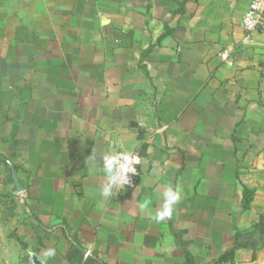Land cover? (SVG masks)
I'll return each instance as SVG.
<instances>
[{
  "label": "crops",
  "instance_id": "crops-1",
  "mask_svg": "<svg viewBox=\"0 0 264 264\" xmlns=\"http://www.w3.org/2000/svg\"><path fill=\"white\" fill-rule=\"evenodd\" d=\"M249 1L0 0V264H264ZM118 150L139 178L104 197Z\"/></svg>",
  "mask_w": 264,
  "mask_h": 264
},
{
  "label": "clouds",
  "instance_id": "clouds-1",
  "mask_svg": "<svg viewBox=\"0 0 264 264\" xmlns=\"http://www.w3.org/2000/svg\"><path fill=\"white\" fill-rule=\"evenodd\" d=\"M94 159V157H90ZM131 159L129 155H105L103 157V168L107 175V184L103 186L102 195L108 197L112 194L114 187H123L128 183L127 173L135 170L130 167ZM181 193L178 189L174 190L171 187L163 194L162 208L156 212L150 219L157 223L163 222L166 219H171L173 215V207L180 201ZM150 201L146 198L140 203V208L145 209L149 206ZM54 251L49 250L45 253V257H51Z\"/></svg>",
  "mask_w": 264,
  "mask_h": 264
},
{
  "label": "built area",
  "instance_id": "built-area-1",
  "mask_svg": "<svg viewBox=\"0 0 264 264\" xmlns=\"http://www.w3.org/2000/svg\"><path fill=\"white\" fill-rule=\"evenodd\" d=\"M240 24L245 32L243 42L248 41L251 32L264 31V0H250L246 11L241 17ZM219 57L225 64H233L229 49H223L220 51ZM123 154H127L130 158H132L130 167L135 170L134 172L129 171L127 173L128 183H126L123 187L133 188L136 186L139 178V165L141 162L140 155L137 152L125 150L115 151L112 155L122 156ZM89 253L90 250L87 249L85 251V255H88Z\"/></svg>",
  "mask_w": 264,
  "mask_h": 264
}]
</instances>
